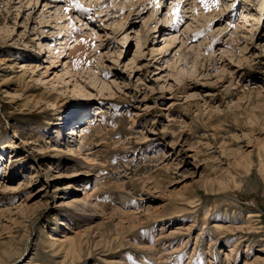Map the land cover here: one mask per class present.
Here are the masks:
<instances>
[{"label":"rangeland","instance_id":"1","mask_svg":"<svg viewBox=\"0 0 264 264\" xmlns=\"http://www.w3.org/2000/svg\"><path fill=\"white\" fill-rule=\"evenodd\" d=\"M48 1L0 0V264H264V1L64 0L84 67Z\"/></svg>","mask_w":264,"mask_h":264},{"label":"bare ground","instance_id":"2","mask_svg":"<svg viewBox=\"0 0 264 264\" xmlns=\"http://www.w3.org/2000/svg\"><path fill=\"white\" fill-rule=\"evenodd\" d=\"M48 1V0H47ZM98 1H102V10L104 11V8L106 7V3H107V5H108V1H106V0H98ZM118 1V0H117ZM134 0H129L128 2L127 1H125V0H122L120 3H121V6L120 7H124V8H129V7H131V6H134V7H136V6H138V5H141V3H145L146 1H142V0H136V2H133ZM152 1V0H151ZM178 1V0H177ZM181 1V0H180ZM188 1H191V0H188ZM264 1V0H263ZM154 3H159L160 1L159 0H154L153 1ZM187 1H185L184 0V2H180V4L178 5V7H177V19H178V21L177 22H175L176 24H175V26H172L171 25V27H174V28H176V26H178L177 24H181V22H182V20H183V12H182V10H180L181 8L182 9H185V8H183L184 6H185V3H186ZM192 2H196L198 5H203L201 2H200V0H192ZM192 2L190 3V6H192L191 4H192ZM176 3V2H175ZM219 3V2H218ZM62 4V5H61ZM75 4V3H74ZM150 4V1H149V3H148V5ZM195 3H193V5H194ZM215 4H217V2H212V0H207V10L209 11V9H212V7L215 5ZM146 5V4H145ZM148 5H146L145 7H147ZM46 6H47V11L48 10H50V13L52 12V8H56V9H58V14H57V12H56V17H57V19L60 21V26H63L64 25V27H68V33H69V35H67L66 36V38L69 40V42H71V44L72 43H74L76 40H80L81 39V42H80V44L78 45V46H75V48H74V50L73 51H71L70 53H69V57H75V59L76 60H78V63L80 64V66H82V67H84L86 64H87V62H88V60L90 59L89 57H86L85 55L87 54V52H89L92 48H93V45L91 44V41L90 40H87L86 38H81V36L80 35H78L77 37H75L74 35H72V31H76V18L73 16V11H70V9H68V8H66V6L64 5V0H54V1H52V0H49L47 3H46ZM54 6V7H53ZM74 6V5H73ZM217 6V5H216ZM223 6V5H222ZM158 7H160V6H158ZM194 7V6H193ZM219 7V6H218ZM180 8V9H179ZM219 8H221V7H219ZM44 9H45V7H44ZM131 9V8H130ZM225 9V8H224ZM224 9L223 8H221V13H220V15H224ZM74 10H76V9H74ZM78 10V9H77ZM76 10V11H77ZM124 9H121V11H123ZM176 10H174V12H173V14H175L176 12ZM206 10V6L204 5L202 8H201V11L203 12H206L207 11ZM226 10V9H225ZM79 11V10H78ZM76 13V12H75ZM108 15L110 14H112L111 12H109V13H107ZM114 14H115V12H114ZM170 14H172V13H170ZM264 14V13H263ZM89 15V14H88ZM113 15V14H112ZM79 16V15H78ZM130 16V15H129ZM129 16H127V15H125V13H122V15H120V16H117V15H114V16H112V18H110L111 20V22H116V23H118V27L116 26V28H117V30H119V31H121L122 29H124V27H125V24H126V22H127V20H128V18H129ZM150 16H152V15H150ZM167 16H171V15H169V14H165V17H167ZM66 17H68V20L67 21H65L64 22V20H63V18H66ZM85 17V16H84ZM172 17V16H171ZM152 18V17H151ZM243 20V21H242ZM158 21V20H157ZM241 21H242V26H240L241 27V29H242V27L244 28H246V27H248L249 25H254L255 23H257L258 21L260 22V17L258 16V13H254V12H252V10H250V11H248V9H247V11H245V12H243L242 13V19H241ZM165 22L167 23V24H171V20H170V17H168V18H166L165 19ZM158 23V22H157ZM207 27H208V25H206L204 28H206L207 29ZM239 27V28H240ZM240 30V29H239ZM191 31H193V30H191ZM222 30L221 29H218V31H217V33H220ZM201 32L202 31H200V32H196V30H194V33H193V36H191V38H193V40H195L198 36H201L200 34H201ZM240 32V31H239ZM171 33H173V32H171ZM177 33V32H176ZM207 33V32H206ZM205 33V34H206ZM127 36V35H126ZM137 36H138V44L141 46H143L144 44V37H142V35L138 32L137 33ZM170 36H171V38L170 39H168L167 40V42H168V44H167V46L165 47V48H163V49H161V50H159V51H161V54H164V53H166L167 52V49L175 42V40H176V36H174L173 34H170ZM68 40H65L64 41V44H62V45H64V46H66L67 47V45H68V43L69 42H67ZM217 42V41H216ZM51 47V45H48V48H50ZM52 52L53 53H56V50L55 49H53L52 50ZM77 54H80V56H76ZM57 55V58H58V60H59V62L61 61V57H62V55L59 53H57L56 54ZM194 56H190V59H189V64L190 63H194V58H193ZM135 62V61H134ZM241 62V61H240ZM175 65V64H174ZM69 68V65L68 66H66V69H68ZM77 83H78V81H77ZM79 85V84H78ZM77 107H82V106H78L77 104H75L74 105V108H77ZM79 108H77V110H78ZM94 133H99V130L97 129V130H95V132H93V133H87V132H84L83 133V135L81 136V140L83 141V143H85L84 144V147L82 146L81 148H80V153H81V155H83V156H85V158L86 159H88V161H89V158H88V156H89V151H91V149L89 148V147H87V146H89L90 145V143H92V140H93V137H94ZM260 153H261V156H260V160H261V167H262V170H264V163L262 162V160L264 159V144L263 145H261L260 146ZM91 158V157H90ZM240 161H238L237 162V165H240ZM247 164L249 165V164H251L250 162H248L247 161ZM250 166V165H249ZM264 172V171H263ZM264 176V175H263ZM253 224H255V223H253ZM253 224H249V225H253ZM216 226V225H215ZM218 226H220V225H218ZM221 227V226H220ZM252 227H255V226H252ZM251 229H253V228H251ZM71 246H72V249H75L76 248V246H75V243L74 242H72L71 243ZM231 254L229 255H227V258H226V262L227 263H229V264H231Z\"/></svg>","mask_w":264,"mask_h":264},{"label":"snow or ice","instance_id":"3","mask_svg":"<svg viewBox=\"0 0 264 264\" xmlns=\"http://www.w3.org/2000/svg\"><path fill=\"white\" fill-rule=\"evenodd\" d=\"M200 2H201L202 4H205V6H206V10H207V0H200ZM75 7L79 8L80 5H79V4H76Z\"/></svg>","mask_w":264,"mask_h":264}]
</instances>
